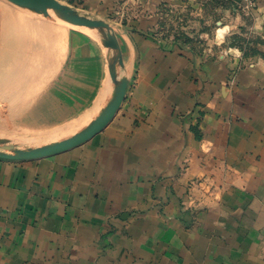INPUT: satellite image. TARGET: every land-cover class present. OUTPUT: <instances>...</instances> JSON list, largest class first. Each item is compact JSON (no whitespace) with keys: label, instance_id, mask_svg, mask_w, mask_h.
<instances>
[{"label":"crops","instance_id":"crops-1","mask_svg":"<svg viewBox=\"0 0 264 264\" xmlns=\"http://www.w3.org/2000/svg\"><path fill=\"white\" fill-rule=\"evenodd\" d=\"M58 1L113 27L127 90L83 145L0 160V264H264V34L250 31L264 0L248 17L203 0ZM237 16L229 40L255 52L220 59L209 40ZM0 29L3 48L20 27ZM92 36L62 38L65 121L96 115L111 91Z\"/></svg>","mask_w":264,"mask_h":264},{"label":"rangeland","instance_id":"rangeland-1","mask_svg":"<svg viewBox=\"0 0 264 264\" xmlns=\"http://www.w3.org/2000/svg\"><path fill=\"white\" fill-rule=\"evenodd\" d=\"M1 21H10L20 29L16 30L15 37L10 33L11 38L3 48L0 29V69L7 65L0 77H4L0 81V139L10 140L20 148L38 147L80 130L94 116L90 117L89 112L79 119H61L56 114V106L64 101L56 97L59 98L63 90L57 81L66 51L63 36L71 29L91 32L52 22L4 0H0V24ZM166 22L171 25L175 21L167 19ZM169 29L171 33L174 28ZM92 37L98 40L95 34ZM48 68L53 70L47 72ZM50 91H53L51 97Z\"/></svg>","mask_w":264,"mask_h":264},{"label":"water","instance_id":"water-1","mask_svg":"<svg viewBox=\"0 0 264 264\" xmlns=\"http://www.w3.org/2000/svg\"><path fill=\"white\" fill-rule=\"evenodd\" d=\"M7 3L41 16L52 22H63L69 26L95 32L100 45L108 55V75L111 91L103 106L88 123L72 135L38 147H18L10 140L0 139V160L31 161L49 158L65 153L88 142L100 133L114 118L127 90L128 80L119 76L122 56L113 27L106 21L81 14L72 6L58 0H4Z\"/></svg>","mask_w":264,"mask_h":264},{"label":"clouds","instance_id":"clouds-1","mask_svg":"<svg viewBox=\"0 0 264 264\" xmlns=\"http://www.w3.org/2000/svg\"><path fill=\"white\" fill-rule=\"evenodd\" d=\"M260 12L264 13V9H261ZM239 23V16H237L234 21L229 23H224L223 20L217 21V26L209 40V44L210 46L221 49L220 59H227L229 56H231L233 61H238L242 56V53L239 49L224 48V45L228 43L230 37L237 31ZM250 31H253L258 35L264 34V14L257 15L255 17Z\"/></svg>","mask_w":264,"mask_h":264},{"label":"trees","instance_id":"trees-1","mask_svg":"<svg viewBox=\"0 0 264 264\" xmlns=\"http://www.w3.org/2000/svg\"><path fill=\"white\" fill-rule=\"evenodd\" d=\"M206 3L214 5V6H220L222 8H232V2L227 1V0H210V1L206 2ZM175 39L177 41H178V39L179 40L183 39V37H182V35L180 34L179 31L176 32ZM254 40L255 39L243 38L241 35H239V36L236 35V36H233L231 40H229V42L225 45V47L237 48V49H239L241 51V53H242V55L244 57H247V56H249V55H251V54H253L255 52V49H254V46H253ZM192 42L193 41H190V42L188 41V43L184 42L183 45H187L189 48L195 49L196 51H198V50L202 51L203 47L201 46L200 41H197V44H196L197 46L196 45L193 46ZM200 48H201V50H200Z\"/></svg>","mask_w":264,"mask_h":264},{"label":"built area","instance_id":"built-area-1","mask_svg":"<svg viewBox=\"0 0 264 264\" xmlns=\"http://www.w3.org/2000/svg\"><path fill=\"white\" fill-rule=\"evenodd\" d=\"M210 0H203L206 3ZM232 2V10L238 14L248 17L255 8V0H227Z\"/></svg>","mask_w":264,"mask_h":264},{"label":"bare ground","instance_id":"bare-ground-1","mask_svg":"<svg viewBox=\"0 0 264 264\" xmlns=\"http://www.w3.org/2000/svg\"><path fill=\"white\" fill-rule=\"evenodd\" d=\"M74 29H75V28H74ZM89 32L95 34V32H93V31H89ZM95 35H96V34H95ZM8 56H9V55H8ZM0 58H1V57H0ZM6 58L8 59L9 57H6ZM2 60H4V59H2ZM0 61H1V59H0ZM7 61H8V60H7ZM9 62H10V60L8 61V63H9ZM1 63H2V62H1ZM4 63H5V62H4ZM2 65H3V63H2ZM6 66H7V65H6ZM6 66H5L3 69H0V77H1L2 74L4 75L3 72H4V69L6 68ZM2 78L4 79V77H2ZM2 78L0 79V81H1V80L3 81ZM0 83H2V82H0ZM0 86H1V85H0ZM87 122H88V121H87ZM87 122H86V123H87ZM86 123H85V124H86ZM85 124H84V125H85ZM84 125H83V127H84Z\"/></svg>","mask_w":264,"mask_h":264}]
</instances>
